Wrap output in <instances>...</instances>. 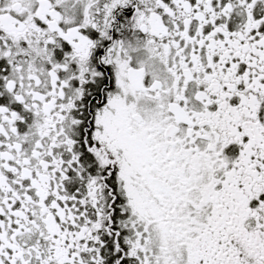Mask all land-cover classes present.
<instances>
[{
  "label": "snow or ice",
  "instance_id": "6c2138e0",
  "mask_svg": "<svg viewBox=\"0 0 264 264\" xmlns=\"http://www.w3.org/2000/svg\"><path fill=\"white\" fill-rule=\"evenodd\" d=\"M0 264H264V0H0Z\"/></svg>",
  "mask_w": 264,
  "mask_h": 264
}]
</instances>
